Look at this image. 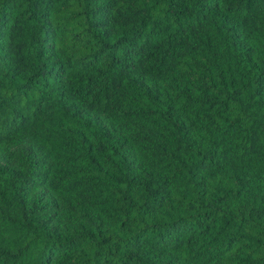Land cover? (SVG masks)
<instances>
[{
  "label": "trees",
  "instance_id": "16d2710c",
  "mask_svg": "<svg viewBox=\"0 0 264 264\" xmlns=\"http://www.w3.org/2000/svg\"><path fill=\"white\" fill-rule=\"evenodd\" d=\"M0 264H264V0H0Z\"/></svg>",
  "mask_w": 264,
  "mask_h": 264
}]
</instances>
